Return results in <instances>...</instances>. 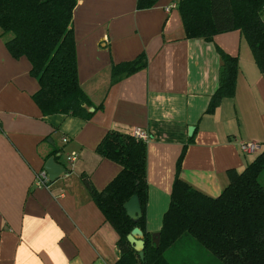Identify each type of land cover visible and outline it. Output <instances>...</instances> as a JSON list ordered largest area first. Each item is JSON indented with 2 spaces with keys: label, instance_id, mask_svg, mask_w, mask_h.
I'll use <instances>...</instances> for the list:
<instances>
[{
  "label": "crops",
  "instance_id": "1",
  "mask_svg": "<svg viewBox=\"0 0 264 264\" xmlns=\"http://www.w3.org/2000/svg\"><path fill=\"white\" fill-rule=\"evenodd\" d=\"M136 1L77 0L72 27L78 80L93 105H103L88 120L43 116L33 99L39 83L29 59L14 57L0 35V264L116 261L118 235L82 182L84 175L101 190L119 172L118 163L95 151L109 129L132 134L141 127L150 135L151 235L160 231L184 147L180 178L209 196L228 184L229 169L243 170L263 150L264 71L241 32L218 33L209 41L185 38L177 6L165 9L177 0H157L145 9H137ZM218 48L238 57L235 95L207 112L219 82ZM141 53L147 67L111 84V64ZM242 142L261 147L243 153ZM54 148L58 152L49 157L66 172L48 187L36 186L35 173Z\"/></svg>",
  "mask_w": 264,
  "mask_h": 264
},
{
  "label": "trees",
  "instance_id": "2",
  "mask_svg": "<svg viewBox=\"0 0 264 264\" xmlns=\"http://www.w3.org/2000/svg\"><path fill=\"white\" fill-rule=\"evenodd\" d=\"M156 1L137 0L136 8H149ZM76 4L77 0H0V35L14 57L24 55L29 59L30 72L39 83L33 99L43 116L64 114L88 120L103 107L102 103L93 105L79 84L72 27ZM176 6L185 38L209 41L215 34L238 29L256 66L264 71V0H177ZM218 52L219 82L207 112L214 111L224 98L235 95L238 57L219 48ZM147 64L145 53L112 63L110 83L145 69ZM58 150L54 148L45 161ZM95 151L121 166L101 190L82 176L89 196L118 235V258L113 264H169V250L177 243L193 242L179 241L183 237L189 239L187 236L220 264H264V185L259 179L264 171V148L243 170L229 169L228 184L217 196H209L180 178L184 147L162 216L158 246L146 229V142L130 133L109 129ZM133 195L138 196L142 210L136 222L123 207ZM135 226L143 232V258L127 240Z\"/></svg>",
  "mask_w": 264,
  "mask_h": 264
},
{
  "label": "water",
  "instance_id": "3",
  "mask_svg": "<svg viewBox=\"0 0 264 264\" xmlns=\"http://www.w3.org/2000/svg\"><path fill=\"white\" fill-rule=\"evenodd\" d=\"M93 111V107L89 109ZM193 127L189 128V134L192 132ZM44 169L48 174L49 180L54 181L61 173L66 172V168L57 162H55L53 157H49L44 164ZM126 214L134 221H138V219L142 216L141 204L137 195L131 196L123 205ZM160 239V232H156L152 234V240L158 246ZM128 242L133 246V248L139 252V256L143 258V248H144V240H143V232L142 230L135 226L131 232L127 235Z\"/></svg>",
  "mask_w": 264,
  "mask_h": 264
},
{
  "label": "rangeland",
  "instance_id": "4",
  "mask_svg": "<svg viewBox=\"0 0 264 264\" xmlns=\"http://www.w3.org/2000/svg\"><path fill=\"white\" fill-rule=\"evenodd\" d=\"M264 185V171L260 178ZM183 237L179 241H193L192 243H177L176 246L169 250L166 258L169 264H220L215 258H211L197 242L190 236ZM184 243V244H183ZM183 244V245H182Z\"/></svg>",
  "mask_w": 264,
  "mask_h": 264
},
{
  "label": "built area",
  "instance_id": "5",
  "mask_svg": "<svg viewBox=\"0 0 264 264\" xmlns=\"http://www.w3.org/2000/svg\"><path fill=\"white\" fill-rule=\"evenodd\" d=\"M175 6H176V4L173 3L170 6L166 7L165 9L168 11L171 7H175ZM132 135L136 139H140V140H143L145 142L150 138L149 133L141 127H134L132 130ZM260 147H261L260 144L256 143V142H242V143H240V150L243 153L256 152L257 150L260 149ZM74 160H75V154L74 153L67 156V163L72 164ZM34 183L36 186L48 187L50 180H49L48 174L45 171V169H41L40 171L35 173Z\"/></svg>",
  "mask_w": 264,
  "mask_h": 264
}]
</instances>
